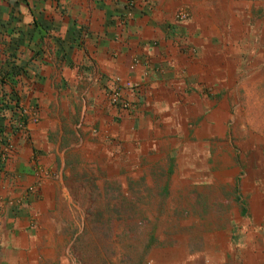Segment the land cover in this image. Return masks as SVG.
I'll list each match as a JSON object with an SVG mask.
<instances>
[{
	"label": "rangeland",
	"instance_id": "obj_1",
	"mask_svg": "<svg viewBox=\"0 0 264 264\" xmlns=\"http://www.w3.org/2000/svg\"><path fill=\"white\" fill-rule=\"evenodd\" d=\"M226 1L233 10L223 15L216 34L166 43L173 51L162 50L153 61L172 67L169 93L189 101L155 108L147 100L145 111L134 114L137 102L122 93L131 101L129 107L117 105L128 114L126 131L117 136L108 129L120 121L106 107L87 102L82 109L81 82L88 81L82 70L91 66L81 60V48L69 52V63L61 59L57 68L70 69L71 99L77 101L68 104V113L60 108L63 122L53 121L48 132L51 143L60 141L61 129L70 132L60 153L78 169L67 175L65 167L61 185L53 175L59 174L61 156L55 146L43 154V163L58 169H43L52 181L44 187L48 201L41 220L53 227L49 237L58 243L42 249L50 245L47 238L36 251L37 264H264V0ZM54 11L48 10L49 19L56 18ZM32 54L36 77L35 65L45 58L53 64L54 55ZM14 67L5 74H23V64ZM53 81L51 94L61 84ZM81 113L91 114L92 123H84L77 136L73 126ZM209 125L217 131L207 134ZM36 182L25 192H37Z\"/></svg>",
	"mask_w": 264,
	"mask_h": 264
},
{
	"label": "crops",
	"instance_id": "obj_2",
	"mask_svg": "<svg viewBox=\"0 0 264 264\" xmlns=\"http://www.w3.org/2000/svg\"><path fill=\"white\" fill-rule=\"evenodd\" d=\"M232 7V1L226 0H0V72L4 73L0 74V264H37L39 255L36 251L41 244L47 238L50 245L42 249L55 248L58 243H52L54 238L49 237L55 232L53 227L44 226L41 220L45 218L42 216V204L48 201L44 187L52 181L49 179L52 175L47 177L43 169L57 171L58 166L44 164L46 160H42V157L53 146L56 154L61 156V140L70 136L69 131L61 129L58 134L60 141L51 143L48 132L53 121L63 122L65 116L59 113L60 108L67 112L68 104L75 100L71 99L74 77H69L73 74H68L70 69L57 68L63 65L61 59L65 56L69 63L73 57L69 52L81 48L77 49L81 60L91 66L82 70L88 81L76 79L84 84V92L79 97L82 109H86L87 102H93L102 109L106 107L111 116L120 121L108 129L111 135L117 136L119 132L126 131L123 123L128 119V114L116 104H111L108 98L114 76L139 84L136 89H122L123 94L137 102L134 114L138 110L145 111L143 106L147 100L155 108L171 101L179 103L180 99L189 101L183 95H170L169 87L172 85L166 78L174 75V71H169L173 70L172 67L153 61L162 50L163 55L173 51L165 46L166 43L178 39L188 44L194 34V40L200 42L204 39H198L199 36L216 34L222 25L221 18L223 15L231 16ZM181 9L189 14L185 20L177 18V12ZM48 10H55L56 18L49 19ZM66 10L68 13L60 14ZM49 26H52L51 30ZM38 51L40 57L52 53L54 61L52 64L49 59L47 64L45 61L48 58H45L41 67L35 65L38 69L35 77L30 59L32 53ZM135 57L140 61L132 70ZM17 64L24 65L22 75L16 73L13 76L12 71L5 74L6 70L14 69ZM52 65H55L54 70ZM176 70L175 66L177 75ZM25 72L27 75H24ZM53 80L61 83L55 94H51L55 86H49ZM48 86L49 92L46 91ZM9 93L14 99L10 103L7 100ZM23 109H30V112L24 113ZM31 110L35 111L36 118ZM84 123H92L91 114L84 116L81 113L76 117L72 126L77 136ZM211 128L217 131L209 125L205 127L207 134ZM84 131L88 129L84 128ZM92 131L94 129L88 132L89 135H92ZM66 150L67 147H63V151ZM64 155L61 156L59 174H53L61 185L65 183V167L67 175L73 169H78L72 168L73 164L69 166ZM50 156L53 162L54 155ZM34 168L40 170V176H37ZM34 180L37 181L38 191L29 195L25 189Z\"/></svg>",
	"mask_w": 264,
	"mask_h": 264
},
{
	"label": "built area",
	"instance_id": "obj_3",
	"mask_svg": "<svg viewBox=\"0 0 264 264\" xmlns=\"http://www.w3.org/2000/svg\"><path fill=\"white\" fill-rule=\"evenodd\" d=\"M188 16H189V14L185 9H181L177 12V18L180 20H185L188 18ZM134 60L135 61H133L132 65H131V69H135L136 65L139 63L138 59H134ZM114 85H115L114 88L112 90H110L108 93V98L110 99V101L116 105H121L123 107H129L130 103L128 101H126V99L124 98V96L122 94V89H124V87L132 88L134 85L137 86V84H135L131 80H125L124 78H122L120 76H116L114 78ZM130 86H132V87H130ZM23 112L29 113L30 110L23 109ZM31 112H32L33 117L36 118L35 111L31 110Z\"/></svg>",
	"mask_w": 264,
	"mask_h": 264
}]
</instances>
